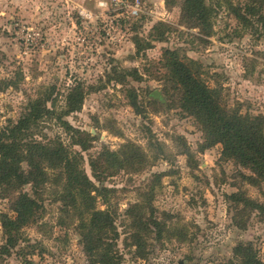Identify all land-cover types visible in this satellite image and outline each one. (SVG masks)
Wrapping results in <instances>:
<instances>
[{
	"label": "rangeland",
	"instance_id": "obj_1",
	"mask_svg": "<svg viewBox=\"0 0 264 264\" xmlns=\"http://www.w3.org/2000/svg\"><path fill=\"white\" fill-rule=\"evenodd\" d=\"M244 2L205 0L212 8L207 35L184 16L182 0H139L136 14L135 0H0V131L30 102L53 108L35 138L59 139L79 153L88 178L107 189L94 207L111 213L120 264H236L238 244L251 245L264 264V209L246 204L264 206L263 185L250 184L249 170L222 158L219 144L208 145L163 67L164 51H176L199 65L230 110L264 118V28L243 29L228 5ZM135 42L150 48L138 53ZM76 85L84 100L62 117L67 129L56 116ZM104 152L119 155L118 164H108ZM94 160L104 170L99 181ZM61 186H45L36 221L8 253L0 250V264H97L80 229L90 218L56 199ZM19 192L33 197L30 185ZM1 214L14 216L0 191ZM5 244L0 222V249Z\"/></svg>",
	"mask_w": 264,
	"mask_h": 264
},
{
	"label": "trees",
	"instance_id": "obj_2",
	"mask_svg": "<svg viewBox=\"0 0 264 264\" xmlns=\"http://www.w3.org/2000/svg\"><path fill=\"white\" fill-rule=\"evenodd\" d=\"M228 5L231 14L243 29H253L258 25L264 28V0H245L241 5ZM182 11L193 25L207 35L211 33L212 8L205 4V0H182ZM160 35L161 41L162 34ZM135 44L139 45L137 42ZM147 48H150V44H146L144 48L138 46L137 52ZM163 67L167 72V81L179 93L181 110L200 124L208 145L219 144L222 158L233 160L249 170L252 176L246 177V180L250 184H261L264 187V118L230 110L222 101L219 90L210 87L202 78L199 65L187 58H180L176 51H164ZM91 89L90 87L89 90ZM83 100L81 85L74 86L66 95V108L56 116L60 125L71 129L62 121V117L78 112ZM45 103L41 100L30 102L26 112L15 124L0 131V191L4 198H9L14 214L12 217L7 214L0 216L6 236V244L0 250L3 254L8 253V249L15 247L20 230L36 221L45 186L63 182L62 192L56 193V199L64 203L66 208L79 210L80 217L86 215L90 218L88 227H80L86 253L95 257L94 262L97 264H120V256L113 244L118 233L111 213L108 209L101 211L94 207L96 197L105 199L107 189L97 188L88 178L81 167L82 156L79 153L72 152L59 139L42 144L35 138L40 124L54 118L55 111L53 108H46ZM132 107L137 108L135 101L132 102ZM76 145L85 149L82 143ZM119 158L116 153H109L108 164H118ZM96 160L90 163V167L92 177L99 181L104 170L98 169ZM23 164L25 169L22 168ZM26 185H30L33 197L19 192ZM11 192H15V195L10 198L7 194ZM237 197L236 194L230 196L234 201ZM246 204L250 209H264L263 205L250 200H246ZM152 223L159 227L155 221ZM158 232L160 233L159 228ZM132 238L137 249L143 248V239L139 234H133ZM233 254L236 264H262L249 244L236 245ZM228 264L235 263L231 260Z\"/></svg>",
	"mask_w": 264,
	"mask_h": 264
},
{
	"label": "built area",
	"instance_id": "obj_3",
	"mask_svg": "<svg viewBox=\"0 0 264 264\" xmlns=\"http://www.w3.org/2000/svg\"><path fill=\"white\" fill-rule=\"evenodd\" d=\"M133 6L135 8L132 10V13L136 14L137 13V10H138V6H139V0H135V4Z\"/></svg>",
	"mask_w": 264,
	"mask_h": 264
}]
</instances>
